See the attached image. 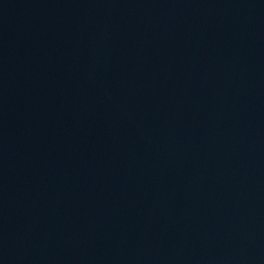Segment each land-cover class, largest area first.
<instances>
[{"label": "water", "instance_id": "obj_1", "mask_svg": "<svg viewBox=\"0 0 264 264\" xmlns=\"http://www.w3.org/2000/svg\"><path fill=\"white\" fill-rule=\"evenodd\" d=\"M0 264H264V0H0Z\"/></svg>", "mask_w": 264, "mask_h": 264}]
</instances>
